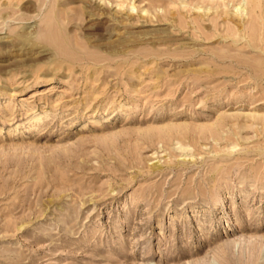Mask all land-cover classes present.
Instances as JSON below:
<instances>
[{
    "label": "rangeland",
    "instance_id": "rangeland-1",
    "mask_svg": "<svg viewBox=\"0 0 264 264\" xmlns=\"http://www.w3.org/2000/svg\"><path fill=\"white\" fill-rule=\"evenodd\" d=\"M0 264H264V0H0Z\"/></svg>",
    "mask_w": 264,
    "mask_h": 264
}]
</instances>
